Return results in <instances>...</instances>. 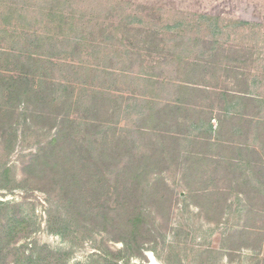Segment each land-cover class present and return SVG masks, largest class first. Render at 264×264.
<instances>
[{
	"label": "rangeland",
	"instance_id": "obj_1",
	"mask_svg": "<svg viewBox=\"0 0 264 264\" xmlns=\"http://www.w3.org/2000/svg\"><path fill=\"white\" fill-rule=\"evenodd\" d=\"M23 31L83 40L67 57L52 53L59 56L53 64L65 69L44 64L46 76L41 67L33 78L28 96L42 88L49 107L36 103L30 112L50 122L24 121L27 101L20 98L14 130L6 132L13 141L0 140V208L8 218H26L8 248L15 254L8 264L40 248L65 264H264V0H0V55L10 57H0V69L14 76L27 72L23 51L45 53L21 47ZM101 88L110 91L111 104L121 98L122 111L101 113L96 130L82 109ZM129 95L154 101V110L168 101L191 105L184 141L165 135L176 129L157 131L128 112ZM5 96L0 93L1 107ZM70 101L84 106L74 112ZM65 115L83 123L75 142L73 134L62 142L69 155L87 152L108 165L99 186L110 212L105 229L88 223L85 232L63 237L49 230V211L59 210L56 191L24 179V167ZM194 135L208 145L193 142ZM132 143L151 160L139 165V175L149 173L148 195L137 240L126 248L117 231L128 229L135 206L127 197L130 175L122 176L134 168ZM204 151L205 159L196 160Z\"/></svg>",
	"mask_w": 264,
	"mask_h": 264
},
{
	"label": "trees",
	"instance_id": "obj_2",
	"mask_svg": "<svg viewBox=\"0 0 264 264\" xmlns=\"http://www.w3.org/2000/svg\"><path fill=\"white\" fill-rule=\"evenodd\" d=\"M8 6V9L14 12L13 7L10 4H8ZM18 17L21 21H25L24 15H18ZM18 40L21 47H24L25 44H28L27 47L33 46L35 49H45V53L39 54L36 52L34 55L28 51H23L21 54L24 56L19 58L22 60L21 66L26 68L27 72L19 71L16 76L10 74L11 72L8 68L0 69V79L2 78L6 80L4 82L0 80V93L2 92L6 94V102L2 103V107L0 104V140L3 142H9V140L13 141L12 138L14 137V133L13 135H8V133L10 130H14L11 126H13L16 116V107L18 105L15 104V102L20 98H23L27 101V104L25 105L26 108L24 107V111L22 113L23 117L25 116L24 121L28 120L33 125H39L41 127H43L45 124L47 125L50 122L49 118H47V120H45V118L38 119L34 116L33 112H30L31 106H41L43 110L46 107H49L48 96H43L44 90L42 88L35 92V95L32 96V99L29 97L31 95L28 96L29 92L32 91L31 87L33 86V78L37 76L36 74L41 69V67L43 72L44 64H48V66L51 68L54 67L56 71H62V69H65V67H63L64 65L56 67V64H53L55 57L59 56H54L52 53H59L60 55H66L65 57H67L69 53L74 51V49L76 51V48L79 46L80 41H82L83 38L73 39L70 37H63L60 34L53 36L50 35L49 32H46V35L43 36L35 33L28 35L23 31L20 33ZM26 41L27 43H25ZM73 45L74 47H72ZM4 55H0V57ZM9 58L10 57H7L6 55L4 59L8 60ZM87 69L90 71L93 70L92 68H86L85 70L88 71ZM45 72L46 69L43 72L44 76H46ZM105 72L106 71H103L104 75H112L111 73ZM3 74H5V76H3ZM152 84L156 86L158 85V88L163 86V83L160 82H152ZM82 91L86 94V92L89 90L84 89ZM91 92L93 94L89 98V105L86 107L84 106V103L81 104L77 101H70L69 103L73 107L72 111L74 112H79V106L83 105L84 108L82 110L86 114L85 117L93 119L96 123L95 125L88 126L94 129L96 128L97 130L100 127L98 122L101 113L105 111L107 115L109 110L113 111V113H119V111H122L120 105L121 98L117 96V103L111 104V98H113V96L109 93V90L101 88L98 92ZM129 98L133 101L131 105H126V108L128 109V112L130 109H132V114L137 117L139 121L150 123L153 127H155V129L157 128V131H159L158 129H162V127H165V130L167 131H174L176 129L174 132H167L165 134L169 137V139L176 141L179 139L182 140L183 136L184 138L187 137L186 130L190 127H186L189 122L184 119V117L186 116L185 113L188 111V109H190L187 106L192 107L191 105L184 102L183 100H181L179 104L174 101H168L166 104L160 105V108L154 110L152 109V107L156 105L154 101L146 102L145 100H142L140 102L133 95H129ZM29 99H31L30 103L28 101ZM40 100H43V103L40 102ZM36 103L37 105L35 106L34 104ZM209 119L210 118H208L207 121H209ZM80 120L82 119L70 120L68 115L62 116L60 119L62 123L60 124L61 128L58 129L53 139H51L46 145L40 147L34 155H31L27 165L24 167V179L26 177V180L37 182L39 185H42L48 189V191H56V206L59 210H55V213L52 214H50L51 211H49V230L52 233H58L63 237H66V235L74 231L77 233H82L88 223H90L92 227H97L102 230L109 226L108 212H110V210L109 208H106L105 202H100V197L103 195V192L101 191L102 186H99L100 184L105 183L103 179L104 177L100 171L103 169V167L108 166L107 163L97 160L91 161L87 152H85V155L82 157L79 156V154L71 157L69 155L70 152L64 148L66 146L64 143L66 142L65 138H67V136L70 137V135L73 134L71 141L75 142L76 137L79 134H83L82 129H80L83 123ZM51 127L52 126H50L49 129H51ZM66 127L68 129H65ZM67 130L70 132L68 135L66 134ZM6 132L8 133L6 134ZM158 133L160 134V132ZM159 134L155 133V136L159 138ZM246 138L248 139V136ZM192 139L195 140L193 142L198 141L201 145H208V143L204 141L200 135H194ZM261 144L264 146V143L261 142ZM134 146V153H132V157L134 159L130 163L131 165H134V168L132 173H130L128 170H126V172L123 171L122 176L130 175L126 177L129 190L127 197L133 201L135 206H133V214L130 215L132 218H128L125 221L128 229L125 230L123 228V230L120 228V231H117L119 234L117 236L119 239H122L121 241L126 248L129 245H132L130 244V241L133 239L137 240L140 232L139 227L142 226L144 218V214L142 212V208H140V205L145 202V197L148 195L145 188L149 173L145 172L147 177L144 175H139V165L144 162L145 164L143 165L146 166L147 161L145 160H151L150 157H145V155L142 153L143 150L138 151L137 145ZM205 152L206 151H204L202 155H199L201 156L200 158L196 157L195 159L200 161L204 160V157L206 156ZM153 154L155 155L156 152H153ZM188 159L190 158H185L184 160L187 161ZM153 162H157V158H155ZM145 169L146 168H144V170ZM96 171L99 173L96 174ZM260 175L262 176V174ZM121 205L130 206L131 204H126V201L125 203H122L121 201ZM2 210L3 209L0 208V264H8V257L15 255L10 250H8V248L10 247L13 237L16 235L15 233L18 231V228L25 223L26 218L24 219L19 217L16 220L13 218H8L5 212L2 213ZM65 255L66 253H63L62 257ZM55 258L56 257L54 253L47 251L45 248H40L37 249L36 252H32L30 255H25L24 251H22L19 254V258L17 259L18 264H65L64 259L62 261L60 258Z\"/></svg>",
	"mask_w": 264,
	"mask_h": 264
}]
</instances>
